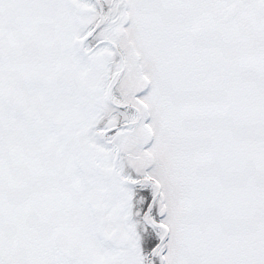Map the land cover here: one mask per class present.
<instances>
[{
	"label": "snow or ice",
	"instance_id": "snow-or-ice-1",
	"mask_svg": "<svg viewBox=\"0 0 264 264\" xmlns=\"http://www.w3.org/2000/svg\"><path fill=\"white\" fill-rule=\"evenodd\" d=\"M0 264H264V0H0Z\"/></svg>",
	"mask_w": 264,
	"mask_h": 264
}]
</instances>
